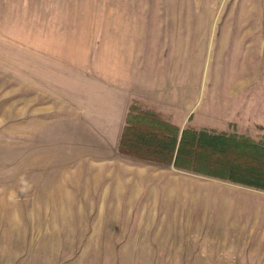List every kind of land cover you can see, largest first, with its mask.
Returning <instances> with one entry per match:
<instances>
[{
	"label": "rangeland",
	"instance_id": "rangeland-1",
	"mask_svg": "<svg viewBox=\"0 0 264 264\" xmlns=\"http://www.w3.org/2000/svg\"><path fill=\"white\" fill-rule=\"evenodd\" d=\"M87 82L131 104L126 127L152 112L264 148V0H0V264H264V188L119 147L146 182L129 194L97 175L102 142L53 158L66 127L46 142L39 107Z\"/></svg>",
	"mask_w": 264,
	"mask_h": 264
},
{
	"label": "trees",
	"instance_id": "trees-1",
	"mask_svg": "<svg viewBox=\"0 0 264 264\" xmlns=\"http://www.w3.org/2000/svg\"><path fill=\"white\" fill-rule=\"evenodd\" d=\"M132 114L122 135V154L173 164L176 168L190 172L226 177L245 185L264 188V148L257 147L246 139L239 141L234 136H215L207 131L186 129L181 133L177 125L162 121L152 112L143 113L140 118ZM138 118L144 123L141 130L133 123ZM246 143H249L251 155L246 152ZM236 146L242 151V162L232 158ZM244 162L246 165L242 166Z\"/></svg>",
	"mask_w": 264,
	"mask_h": 264
},
{
	"label": "crops",
	"instance_id": "crops-1",
	"mask_svg": "<svg viewBox=\"0 0 264 264\" xmlns=\"http://www.w3.org/2000/svg\"><path fill=\"white\" fill-rule=\"evenodd\" d=\"M77 88H80V86ZM81 88L82 98H80L78 102L67 100L65 103H62L63 108L60 106L61 104L56 106L55 103L39 107L41 137L44 133L43 130H46L44 134L46 138L50 137L46 142L55 145L56 142L62 141V138H56V134L52 136L50 134L48 135V128L66 127L65 132L67 134H64V142L68 143L71 147L70 153L68 154L66 150L67 153L65 151L62 154H56L53 158H75V160L77 159L79 162L84 158V160L87 159V161L90 162L94 156L91 150L93 147H96L95 145L98 142H102L103 147L109 150L108 153L107 151L104 153L108 156H110V154L112 155V157L104 160V164H99V167H97V175L101 174L109 179L105 184V188L123 187L125 192L131 194L134 193L136 188L140 185L142 190L145 191L146 182L142 179H137L136 171L139 167H137L136 164L125 166L121 162H118L119 156H122L119 152V147L123 131L126 127L131 104H127L118 98L107 96L106 87L101 89V87L98 86V90L95 92L94 96L96 98L94 100L90 98L91 87H89V83L81 84ZM74 90L75 88L73 92ZM67 91L70 92L71 90ZM40 93L43 95L42 91H39V94ZM45 94L52 95L47 92ZM59 107L61 110L58 109ZM67 110H71L72 113ZM64 111H67V114H65ZM42 113L50 114L52 119L44 114L42 116ZM170 123L174 124L172 121ZM76 169L77 171H75V173H78L79 170L78 168ZM140 169H142V167ZM130 170L135 174L131 176L128 174L126 175V179H123L122 172L125 171L128 173ZM100 177L101 176H98V179ZM105 193L106 192H103V194Z\"/></svg>",
	"mask_w": 264,
	"mask_h": 264
}]
</instances>
